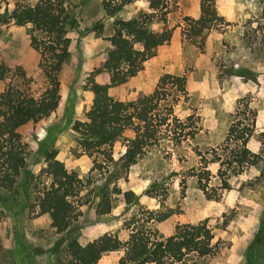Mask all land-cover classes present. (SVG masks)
<instances>
[{
    "label": "rangeland",
    "instance_id": "1",
    "mask_svg": "<svg viewBox=\"0 0 264 264\" xmlns=\"http://www.w3.org/2000/svg\"><path fill=\"white\" fill-rule=\"evenodd\" d=\"M34 1L9 0V6ZM101 3L102 0H66L71 55L60 74L61 99L53 114L21 129L29 154L16 187L0 190V264H68L69 239L84 243L94 235L110 232L125 240L135 225L131 222L134 214L145 218V210L171 213L170 218L154 225L165 236L173 234L179 223H205L212 229L217 248L214 254L203 258L191 255L197 264H246L247 250L264 216V163L230 176L228 189L222 188V180L227 177L223 164L228 154V131L238 121L244 122L243 128L254 120L247 144L264 156V0H215L217 14L223 20L207 32L202 49L183 35L185 18L200 16L201 0H178L167 20V26L174 28L171 41L158 49L153 60L145 62L142 71L111 88L109 94L128 101L134 92L154 91L166 73L186 75L188 98H181L175 113L186 130L193 129L196 135L176 144L171 131L159 144L148 147L128 171L115 177L105 173L116 167L106 164L103 154L83 151L73 128L77 121L86 120L92 106L88 74L106 56L114 19H129L150 10L145 0H134L110 17L105 15ZM99 23L103 24L101 30ZM152 27L159 30L163 24ZM33 33L32 24H0V64L22 67L29 75L40 78V55L31 46ZM159 52L161 62L156 61ZM96 81L105 83L107 77L99 75ZM6 84L7 81H0V92ZM175 126L179 125L174 123ZM132 136V132H127L115 143V160L122 157L126 140ZM49 150L57 151V158L68 169L91 181L84 191L89 201L79 207L81 215L69 233H58L50 216L39 214L35 205L38 194L27 174L40 175ZM206 170L210 197L195 175ZM202 176L206 178L207 174ZM37 180L40 184L47 182L45 176ZM102 186L111 192L113 209L107 215L96 213V193ZM117 189L134 192L136 202L126 203ZM121 256L122 251L110 252L97 264H120Z\"/></svg>",
    "mask_w": 264,
    "mask_h": 264
},
{
    "label": "trees",
    "instance_id": "2",
    "mask_svg": "<svg viewBox=\"0 0 264 264\" xmlns=\"http://www.w3.org/2000/svg\"><path fill=\"white\" fill-rule=\"evenodd\" d=\"M133 1L102 0L101 6L105 15L113 17ZM145 1L149 12H139L129 19H114V32L107 39L110 45L106 56L88 74L92 106L86 120L77 121L73 128L77 143L85 153H101L106 164L116 167L105 172L109 177L128 171L148 147L159 144L171 131L176 144L188 137L194 138L197 132L193 129L187 131L175 113V106L181 98H188L186 75L166 73L160 77L154 91L134 92L128 101L114 99L109 94L111 88L126 83L142 71L145 62L155 57L158 49L173 37L174 28L167 26V20L178 6V0ZM200 9L197 19L185 18L183 35L202 49L207 32L216 28L223 18L217 14L215 0H201ZM69 21L66 0H35L28 4L16 3L13 7L9 6V0H0V24L13 22L20 27L32 24L31 46L40 55L41 69L40 78H35L22 67L0 64V81H7L0 92V190L14 189L27 165L29 150L21 129L49 117L59 106L60 74L71 55ZM155 23L163 24V27L156 30L152 27ZM97 26L98 30L103 28L102 23ZM102 74L107 77L105 83L96 81V77ZM174 123L179 126L173 127ZM243 123L232 124L226 137L228 154L223 174L227 177L222 180L223 189L230 188V176L264 163V156L253 152L247 144L253 133L254 120L242 128ZM127 132H132L133 136L127 138L122 157L115 160L113 146ZM98 167L103 168L102 165ZM208 172L200 171L195 175L209 196ZM204 173L206 178L202 176ZM27 174L38 194L35 205L39 214H48L52 227L58 233H69L81 215L79 207L89 201L84 191L91 181L68 169L57 158L55 150L45 152V166L39 176ZM41 176H45L46 183L38 182ZM205 179L208 183H204ZM116 192L123 194L128 204L135 203L138 198L132 191L117 189ZM96 195V213L107 215L112 212L111 192L102 186ZM143 214H147L145 218L134 214L131 222L134 221L135 225L125 240L110 232L94 235L84 243L76 238L69 239L66 248L68 264H97L104 255L115 251H122L120 264H197L191 255L203 258L214 254L217 248L215 236L207 224L179 223L173 234L165 236L154 225L170 218L171 213L145 210ZM1 217L0 209V220ZM246 259V264H264V216L256 238L247 250Z\"/></svg>",
    "mask_w": 264,
    "mask_h": 264
},
{
    "label": "crops",
    "instance_id": "3",
    "mask_svg": "<svg viewBox=\"0 0 264 264\" xmlns=\"http://www.w3.org/2000/svg\"><path fill=\"white\" fill-rule=\"evenodd\" d=\"M159 55H160V52H159ZM162 59H163V57L160 55V57H159L158 60H156V61H160V62H161ZM151 60H153V59H150V61H151ZM146 62H147V61H146ZM164 65H165V64H164ZM146 68H147V67H146ZM171 71H172V70H171ZM172 74H174V72H172ZM179 75H180V74H179Z\"/></svg>",
    "mask_w": 264,
    "mask_h": 264
}]
</instances>
